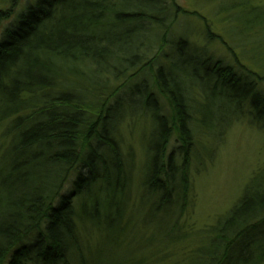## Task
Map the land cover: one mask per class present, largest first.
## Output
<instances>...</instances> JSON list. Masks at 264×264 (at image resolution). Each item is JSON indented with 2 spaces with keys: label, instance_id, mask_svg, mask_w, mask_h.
<instances>
[{
  "label": "trees",
  "instance_id": "trees-1",
  "mask_svg": "<svg viewBox=\"0 0 264 264\" xmlns=\"http://www.w3.org/2000/svg\"><path fill=\"white\" fill-rule=\"evenodd\" d=\"M262 1L235 8L252 12V25L260 27L253 36L263 40ZM167 2L30 0L13 19L0 12V22L9 21L0 34V140L5 138L0 146V264H87L93 237L88 225L97 228L101 244L128 241L118 204L131 185L133 156L123 153L117 136L130 116L125 111L129 106L116 93L126 90L128 78L142 69L154 75L151 83L141 82L130 106L146 110L157 128L145 152L143 182L154 216L172 210L173 204L182 214L187 205L193 129L198 124L206 129L199 112L188 105L189 87H210L211 95L227 107L220 120L213 118L218 122L213 131L220 132L222 120L245 106L251 123L264 130V68L242 53L254 69L239 62H213L195 53L186 38L172 40L174 18ZM148 34L158 35L150 48L138 43ZM156 49L160 55L141 65ZM190 54L211 63L205 81L189 71L190 62L174 65L176 57ZM158 58L166 64L153 71L151 64ZM70 77L78 83L64 85ZM118 80L123 82L115 84ZM150 84L169 105L171 121L158 114ZM193 94L195 107L203 105L204 92ZM173 129L180 145L169 152ZM211 132L205 133L210 137ZM67 185L70 191L65 193ZM244 194L208 238L213 252L207 260L238 261L240 253L248 254L241 242L246 247L264 242V234L247 243L243 239L249 229L264 224V186ZM259 255L257 264L264 258L262 249Z\"/></svg>",
  "mask_w": 264,
  "mask_h": 264
},
{
  "label": "rangeland",
  "instance_id": "rangeland-1",
  "mask_svg": "<svg viewBox=\"0 0 264 264\" xmlns=\"http://www.w3.org/2000/svg\"><path fill=\"white\" fill-rule=\"evenodd\" d=\"M29 1L16 0L14 5L9 0H0V12L3 13L2 16L7 13L12 14L13 19ZM167 1L168 12L174 18L169 34L172 40L186 38L185 41L194 48L195 53L202 54L213 62L224 61L227 64L239 62L242 66L246 64L253 68L249 59L243 57L242 53L251 57L257 66L264 68V50L260 49V44L264 43V35L263 40L253 36L260 27L252 25L251 11L235 8L244 2L247 3V7H252L256 0ZM261 3L263 4L264 0ZM258 6L263 8L261 5ZM175 7L176 12L173 10ZM0 23V34H2L9 21L3 18ZM262 30L264 31V28ZM156 37L158 38L157 34L143 35L139 37L138 43L141 42L144 46L147 43L150 48L156 44ZM231 50L233 53H230ZM155 53L154 57L150 55L145 60L142 59L141 65L150 58L153 60L160 55H157V49ZM176 58L174 65L180 66L183 62H190L189 71L196 72L193 75L196 74L198 79L204 81L208 78L207 71L212 66L211 63L204 64L202 58L192 54L184 58ZM161 64L166 62L158 58L156 63L151 64L153 65L151 69L155 71ZM145 69L131 77L132 79L128 78L130 85L126 90H119L120 92L116 93V98L123 99L129 106L125 109L127 116L137 121L136 126L133 127L134 120L132 122L130 117L125 118L117 136L121 140L123 153L133 156L130 188L124 194L121 203H117L119 211H122V222L128 228L126 239L128 241L124 245L101 244L96 236L97 228L88 225L87 230L93 237L88 244L90 253L86 254L87 264H216L219 258L207 260L213 252L212 247L207 244L208 238L218 230L219 222L244 197L245 192H256L260 185L264 186V130L251 123L248 106H245L243 107L245 110L236 112L234 117L230 115L222 120L221 128H218L220 132L217 129L213 131L218 124L213 118L220 120L225 115L224 108L228 112L227 107L222 103L223 100L214 94L211 95L210 87L206 89L203 85L195 84L193 88H186L188 98L190 96L188 105L192 110L195 108V112H199L197 116L206 129H202L199 124L193 129L194 145L188 167L190 189L184 212L179 214L178 205L173 204L174 209L172 207V210L161 213L158 217L154 216L153 202L150 201L151 198L147 195L143 182L146 172L145 163L148 161L145 152L157 128L150 123V114L146 113V110L130 106L137 92L143 88L141 82L151 83L154 74ZM79 71L82 72V68ZM93 75L99 76V74ZM75 82L78 83L77 78L70 77L66 79L64 85ZM121 82L123 81L118 80L115 84ZM152 86L150 84L149 91L156 96L158 114L171 121L169 105ZM194 90L204 92L203 105L195 107ZM238 95L236 94L237 97ZM3 126L4 124L1 127ZM206 130L213 131L212 137L205 133ZM178 138L177 131L173 129L168 144L169 152L178 149L180 145ZM0 143L3 149L5 138L1 137ZM126 170L129 173V168ZM64 189L67 193L70 191V186L67 185ZM79 202L80 199L75 203L76 211ZM168 227L174 228V231H168ZM260 234H264V224L249 229L243 239L247 243L248 240H253V237L257 240ZM178 238L181 241H175ZM244 243L241 242L243 248L248 250V254L240 253L238 261H222L220 264H243L247 261L249 264H257L260 250L264 251V242L249 247ZM203 258L205 261H202ZM260 264H264V258Z\"/></svg>",
  "mask_w": 264,
  "mask_h": 264
}]
</instances>
